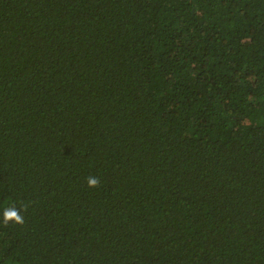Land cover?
Returning a JSON list of instances; mask_svg holds the SVG:
<instances>
[{
    "label": "trees",
    "instance_id": "16d2710c",
    "mask_svg": "<svg viewBox=\"0 0 264 264\" xmlns=\"http://www.w3.org/2000/svg\"><path fill=\"white\" fill-rule=\"evenodd\" d=\"M12 204L0 264H264V0H0Z\"/></svg>",
    "mask_w": 264,
    "mask_h": 264
},
{
    "label": "clouds",
    "instance_id": "9594fccd",
    "mask_svg": "<svg viewBox=\"0 0 264 264\" xmlns=\"http://www.w3.org/2000/svg\"><path fill=\"white\" fill-rule=\"evenodd\" d=\"M100 185V180L96 176H88L86 178V186L89 188H97ZM28 205L24 204L20 208H17L15 204L4 207L2 215H0V220L4 226L9 224L15 226H23L25 223V218L22 215L24 211H27Z\"/></svg>",
    "mask_w": 264,
    "mask_h": 264
}]
</instances>
